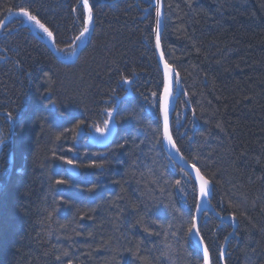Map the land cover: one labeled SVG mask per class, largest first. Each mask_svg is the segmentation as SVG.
<instances>
[{"label": "trees", "instance_id": "obj_1", "mask_svg": "<svg viewBox=\"0 0 264 264\" xmlns=\"http://www.w3.org/2000/svg\"><path fill=\"white\" fill-rule=\"evenodd\" d=\"M150 2L89 0L91 35L73 63L57 60L21 18L6 23L0 264H203L188 234L196 193L161 144L152 93H161L162 77ZM163 6L161 44L180 76L173 138L211 178L217 214L235 216L224 263L264 264V0ZM20 8L54 32L56 49H65L58 52L70 54L84 26L80 0H0V20ZM124 77L133 81V96L117 109L111 144L73 139L79 121L94 132L108 119ZM66 160L80 168L77 178L67 174ZM93 163L103 167H88ZM60 179L68 183L56 184ZM231 230L232 222L202 217L199 233L212 264H221Z\"/></svg>", "mask_w": 264, "mask_h": 264}, {"label": "snow or ice", "instance_id": "obj_2", "mask_svg": "<svg viewBox=\"0 0 264 264\" xmlns=\"http://www.w3.org/2000/svg\"><path fill=\"white\" fill-rule=\"evenodd\" d=\"M83 7L87 12V15L84 19V26L82 30L80 31L79 35L76 36L75 40H73L72 45L69 46L70 48V54H74L76 52V42L81 40L85 36L86 33L90 30V25L93 20V13L92 9L89 6V0H83ZM75 7L73 8V11H75ZM9 12L12 11V9H8ZM19 13L22 14L24 17H26L29 21L33 22L34 25L39 28L43 33L47 35V37L52 41L53 45L56 46L55 36L54 32L50 30L48 27L45 26L44 23L40 21V19L37 18V15L32 14L28 9L26 8H20ZM156 16L159 18L160 16V9H159V2H157L156 6ZM4 20H0V27L4 26ZM159 23V20H157V24ZM158 33V28H157ZM160 42H159V35H157V47L159 48ZM58 51L64 52L65 49L57 48ZM174 72V69H172L171 65L168 63L164 64V77H163V92L160 93L159 91L153 92L152 96L154 97V103L158 105L160 115L163 118L162 123V140L167 143L168 146L172 150H175L176 153H180V148L177 146L170 130V120H169V112H170V101L173 96V79L172 74ZM123 82L125 84L130 83V79L128 77L123 78ZM175 84H180V76L179 73H175ZM50 91V90H49ZM51 103L55 104V101H52ZM113 104H115V101H113ZM108 119H104L102 121V126L97 124L95 126V131L100 135L101 138L105 137L108 132L111 129V120L113 118V111L114 108H107L106 110ZM61 116H63V113H61ZM11 114H9V119H11ZM84 124V121H79L75 125V129L77 132V135H79V130L81 126ZM5 138L0 137V144L4 142ZM57 139H60L58 136ZM73 139H76V136H73ZM69 151H72V149H69ZM56 154L53 152V157L55 158ZM59 159L64 160L65 158L63 156L59 157ZM183 159V157H181ZM195 159V157L193 158ZM66 163L69 165H74V161L72 160H66ZM88 167H95V168H102V164H90ZM190 168L192 171H186L184 173V183L192 185V191L196 193L195 196V204H196V212H200L202 203L208 202V199L210 197L211 192V184L212 180L211 178H206L204 174H202L200 168L197 167L195 163L190 164ZM194 172V176H193ZM67 180H57L56 184H67ZM176 184L178 186L181 185V181L177 180ZM96 185H92L90 188L87 189V191L91 192L95 189ZM231 219L233 222H235V216L232 215ZM188 234L195 235L197 237L200 236L199 229H198V216L193 213L191 216L190 225L188 227ZM201 244L203 243V238H200L199 241ZM67 255V253H65ZM223 255V252L221 253ZM204 264H209V252L207 247L204 248Z\"/></svg>", "mask_w": 264, "mask_h": 264}, {"label": "water", "instance_id": "obj_3", "mask_svg": "<svg viewBox=\"0 0 264 264\" xmlns=\"http://www.w3.org/2000/svg\"><path fill=\"white\" fill-rule=\"evenodd\" d=\"M80 1L83 3V0H80ZM157 2H159V9H160V16H159V18H157V16H156V6H157ZM152 8H154V10H155V13H154V17H155V20H154V50H155V55H156V62H157L159 71L161 73L162 82H163V77H164V64L167 63V61L165 59V55H164V50H163V47H162V44H161V34H162V30H163V25H164V23H163L164 22V6H163V0H152ZM86 15H87V12H86ZM18 16H23L22 14L19 13V10L18 11L11 12L10 14H8L4 18V22H5L4 23V26H5V24L9 20H11L12 18L18 17ZM157 20H159V23L158 24H157ZM24 26L29 29L30 34L32 36H34L35 38H37L38 40H40L41 42H43L48 47V49L51 51V53L55 56V58L57 60L62 61V62H67L66 60H64V59H62L60 57V53L57 52V50H56L55 46L53 45L52 41L51 40L44 39L40 35V33H38V31L35 30L34 26L32 25V22L29 21L27 18L25 20ZM3 27H0V33H1L2 29H3ZM157 28H158V33H157ZM157 35H159V42H160L159 48L157 47ZM87 36H88V34L86 33L85 36L83 38H81V40H79L78 45H77V49H76V52H75V55H74V58L75 59L78 56L79 50L81 49V47L83 45V42L87 39ZM3 60H1V61H3ZM172 69H174V68L172 67ZM175 73H177V72L174 69V72L172 74V79H173V96H172L171 101H170V112H169V120H170V130H171V134H172V124H173V120H174L173 117H174V112H175V109H176V100H177V98H176L177 96H174V89H175V85H176L175 84ZM162 92H163V86H162L161 93ZM130 95H131V90L128 89V92L123 96V99L128 98ZM118 104H119V102H117V105ZM116 109L117 108H115L114 111H113V118L111 120L112 123H111V129L109 131V134H107L105 137L101 138L98 133H95V137L94 136H90L88 138V141H89L90 144L95 145L97 147H100V146L108 145L111 142V140L113 139L114 134L116 132V123H115V119H114L115 118V114H116ZM159 121H160V124H161V141H162L163 149L165 150V152L167 153V155L174 161V163L177 164L180 168H182L185 172L186 171H192L191 168H190V164H192V163H189L186 160V158L183 156V154L181 152L180 153H176L175 150H172L170 148V146H168L167 143L162 140V123H163V118L160 115V111H159ZM82 136H83L82 132L79 131V135H77V139L80 140L82 138ZM172 136H173V134H172ZM181 157H183V159H181ZM65 169H66L67 173L70 176L77 177V176L80 175L79 168H77L74 165L67 164L65 166ZM193 176H194V172H193ZM211 190H212V185H211ZM210 196H211V192H210ZM206 211H210L212 214L216 215L214 209L210 206L209 199H208V202L202 203L200 212L197 213L196 212V207H195L194 213L198 216V226H199V223L201 221V218H202L203 214ZM229 219H231V216H226V217L220 218V220L222 222L225 221V220H229ZM236 225H237V222L235 220V222H233L234 230H235ZM234 230L232 231L231 234L234 233ZM191 238L194 241V243L197 246V248L200 251V253L202 254L203 260H204V248L206 247L204 241H203L202 244L199 242L200 241V238H201L200 236L197 237L195 235H191ZM209 264H211L210 255H209Z\"/></svg>", "mask_w": 264, "mask_h": 264}, {"label": "bare ground", "instance_id": "obj_4", "mask_svg": "<svg viewBox=\"0 0 264 264\" xmlns=\"http://www.w3.org/2000/svg\"><path fill=\"white\" fill-rule=\"evenodd\" d=\"M153 33H154V27H153ZM168 63V62H167ZM162 86H163V82H162V80H161V89H162ZM158 110H159V108H158ZM175 113H176V109H175V112H174V117L173 118H175ZM158 115H159V111H158ZM187 160V159H186ZM188 161V160H187ZM189 162V161H188ZM189 163H191V162H189ZM0 169H1V164H0ZM236 220V219H235Z\"/></svg>", "mask_w": 264, "mask_h": 264}, {"label": "rangeland", "instance_id": "obj_5", "mask_svg": "<svg viewBox=\"0 0 264 264\" xmlns=\"http://www.w3.org/2000/svg\"><path fill=\"white\" fill-rule=\"evenodd\" d=\"M70 55H71V54H69V55H68V57H69ZM74 224H75V222H74V221H72V225H73V226H74Z\"/></svg>", "mask_w": 264, "mask_h": 264}]
</instances>
